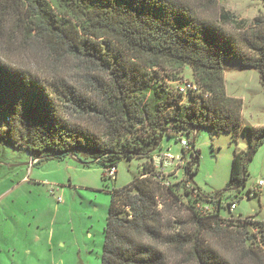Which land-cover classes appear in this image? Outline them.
Segmentation results:
<instances>
[{
	"label": "trees",
	"instance_id": "16d2710c",
	"mask_svg": "<svg viewBox=\"0 0 264 264\" xmlns=\"http://www.w3.org/2000/svg\"><path fill=\"white\" fill-rule=\"evenodd\" d=\"M203 1L0 0V141L34 161L86 154L104 178L123 161H148L146 178L111 194L100 264H233L203 232L240 261L264 264V222L235 218L236 202L223 203L224 193L245 187L247 157L264 143V129L242 126V101L226 94L223 62L256 71L264 87V19L237 31L213 0ZM32 51L46 68L12 61L13 53ZM58 66L70 67L71 79ZM186 81L198 92L181 93ZM200 130L241 133L248 142L247 151L234 152L223 192L203 195L191 183L200 153L189 138ZM183 136L190 160L182 179L164 187L154 180L153 149L160 137ZM178 184L192 232L168 216ZM225 211L235 225H226Z\"/></svg>",
	"mask_w": 264,
	"mask_h": 264
},
{
	"label": "rangeland",
	"instance_id": "374dc122",
	"mask_svg": "<svg viewBox=\"0 0 264 264\" xmlns=\"http://www.w3.org/2000/svg\"><path fill=\"white\" fill-rule=\"evenodd\" d=\"M213 1L215 9L227 14L233 23L231 28L237 31H251L256 24L255 19H264V0ZM11 56L15 63L46 68L42 55L37 51L27 53V57L25 52H15ZM223 68L227 96L242 101V126L264 129V87L259 73L242 68L239 62L224 61ZM71 70L70 67L58 66V71L69 79ZM183 79L192 80L191 72L185 71ZM181 138L188 141L185 136ZM178 140L164 137L154 155L169 151L173 156H181L183 150ZM189 140H194V148L200 153L198 170L191 183L203 195L223 192L229 182L234 152L247 151V140L241 133L216 136L206 130H200ZM188 157L185 156L186 159ZM91 162L88 155L81 153L63 159L34 161L25 148H15L0 141V264L101 263L111 194L139 178L148 161L119 163L114 179L104 178L102 165ZM167 168L174 170L171 181L176 183L182 179L183 167L173 165ZM247 171L249 176L245 187L240 189V193H224L226 199L223 203L236 202L232 213L235 218L243 220L249 217L264 222V189L257 195L252 193L259 182H264V143L248 161ZM177 194V206H170L171 202H168L169 208L166 209H171V212H166V215L169 213L176 229L186 228L192 232L188 198L183 195L180 184ZM211 208L208 213L212 215L216 209L214 206ZM158 209H163L162 202ZM222 215L226 225H235L227 211ZM248 229L251 235H257L256 241H259L258 232L252 226ZM202 237L212 241L217 250L223 247L233 264H253L235 258L231 251L224 249V241H215L206 232ZM261 250L264 254V245Z\"/></svg>",
	"mask_w": 264,
	"mask_h": 264
},
{
	"label": "built area",
	"instance_id": "2783aa9c",
	"mask_svg": "<svg viewBox=\"0 0 264 264\" xmlns=\"http://www.w3.org/2000/svg\"><path fill=\"white\" fill-rule=\"evenodd\" d=\"M198 92L197 86L190 82L186 81L180 86V92L181 93H187V92ZM180 144L182 146V155L181 156H173L171 153L166 152L161 155H153L152 158V164L155 168L154 172V180L159 182L162 186L164 187H170L172 182L170 177L174 173V170H167V167L170 166H179L184 167V165L189 162L190 160V144L187 140L181 138ZM186 155H189L188 159L185 158ZM183 171V170H182ZM116 167H112L107 171V177L109 179H114L116 176ZM148 175H142L141 178H146ZM261 189H264V182H259L258 185L256 186L254 192H258ZM236 206L233 205L231 206L232 210H235Z\"/></svg>",
	"mask_w": 264,
	"mask_h": 264
},
{
	"label": "water",
	"instance_id": "95a60500",
	"mask_svg": "<svg viewBox=\"0 0 264 264\" xmlns=\"http://www.w3.org/2000/svg\"><path fill=\"white\" fill-rule=\"evenodd\" d=\"M161 140H162V137H160L157 146L153 149V152L156 151V149L160 146ZM193 143H194V140H193ZM192 150H193V147H192ZM253 151H254V149H253L252 152L248 155V157H247V162H248V161L250 160V158L252 157Z\"/></svg>",
	"mask_w": 264,
	"mask_h": 264
},
{
	"label": "crops",
	"instance_id": "0c3cea01",
	"mask_svg": "<svg viewBox=\"0 0 264 264\" xmlns=\"http://www.w3.org/2000/svg\"><path fill=\"white\" fill-rule=\"evenodd\" d=\"M258 192H260V191H258Z\"/></svg>",
	"mask_w": 264,
	"mask_h": 264
}]
</instances>
